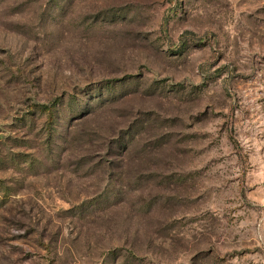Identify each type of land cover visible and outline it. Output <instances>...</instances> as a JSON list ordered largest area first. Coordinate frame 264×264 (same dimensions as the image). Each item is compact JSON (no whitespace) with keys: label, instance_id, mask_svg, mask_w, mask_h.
Masks as SVG:
<instances>
[{"label":"rangeland","instance_id":"obj_1","mask_svg":"<svg viewBox=\"0 0 264 264\" xmlns=\"http://www.w3.org/2000/svg\"><path fill=\"white\" fill-rule=\"evenodd\" d=\"M0 185V264H264V0H0Z\"/></svg>","mask_w":264,"mask_h":264},{"label":"trees","instance_id":"obj_2","mask_svg":"<svg viewBox=\"0 0 264 264\" xmlns=\"http://www.w3.org/2000/svg\"><path fill=\"white\" fill-rule=\"evenodd\" d=\"M40 110L46 111V110H49V107H40ZM231 141L235 144V146H237L234 139H231ZM0 190H3V187L1 185H0ZM95 202H96L95 204H102L104 200H96Z\"/></svg>","mask_w":264,"mask_h":264},{"label":"built area","instance_id":"obj_3","mask_svg":"<svg viewBox=\"0 0 264 264\" xmlns=\"http://www.w3.org/2000/svg\"><path fill=\"white\" fill-rule=\"evenodd\" d=\"M260 229L262 233L264 234V217L260 220Z\"/></svg>","mask_w":264,"mask_h":264}]
</instances>
